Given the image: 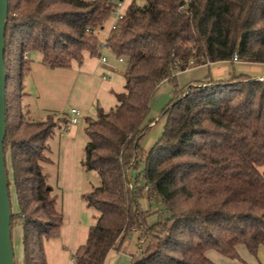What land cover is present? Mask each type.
Returning <instances> with one entry per match:
<instances>
[{
	"label": "trees",
	"instance_id": "trees-1",
	"mask_svg": "<svg viewBox=\"0 0 264 264\" xmlns=\"http://www.w3.org/2000/svg\"><path fill=\"white\" fill-rule=\"evenodd\" d=\"M112 11L110 0H9L5 154L22 264H48L45 243L61 236L60 196L44 165L50 140L70 126L66 116L28 117V57L39 52L47 67L67 69L84 52L100 56L98 32ZM108 42L124 59L125 91L115 108L85 120L81 167L99 183L82 194L93 224L74 264H107L134 235L131 264H216L211 250L239 260L240 245L257 255L264 247V80L240 75L187 90L177 74L235 57L264 64V0H133ZM166 81L174 93L162 114L165 130L145 151L151 102Z\"/></svg>",
	"mask_w": 264,
	"mask_h": 264
},
{
	"label": "crops",
	"instance_id": "crops-1",
	"mask_svg": "<svg viewBox=\"0 0 264 264\" xmlns=\"http://www.w3.org/2000/svg\"><path fill=\"white\" fill-rule=\"evenodd\" d=\"M123 1L125 3V10L133 2V0ZM114 21V18L111 17L103 30L98 32V38L99 40L101 39V42L107 40L113 34L110 29ZM103 55L106 58V62H102L100 56H92L89 52H84L82 63L73 61L70 68L51 69L43 63V55L41 53H31L28 57L31 70L24 82L27 95L23 102L28 117L33 121H45L48 116L52 115L59 117L66 116L69 121L71 117L70 111L75 108L80 112V123V121H85L89 117H95L99 109L110 111L115 108L117 105L116 95L125 91V66L112 51H105ZM229 63L243 62H220L189 69L177 74L178 84L180 88H189L199 83L221 81L213 78L211 67ZM224 70H226L224 67L217 68L214 70V74L219 76L223 74ZM256 79L264 80V76H258ZM165 84L171 83L166 81L161 87ZM79 123L69 126L67 135L62 134L61 131L63 129L59 132V159L61 161L63 157L64 160L69 161V168L67 169L69 173L62 176L58 170L56 182L52 183L53 171L49 168L46 170L44 165L49 184L57 190L62 191V200H58L57 207L62 211L64 216L60 238L52 239L45 243L48 264H74L72 254L86 243L93 224V211L82 200V194L92 190L95 185L90 186L88 189L82 183L79 160L80 150L84 146V141L81 138ZM57 133L55 136H57ZM55 136L50 140L51 153ZM64 146L65 149H68L65 150V153L62 152ZM143 203L146 207V201ZM22 237L23 232L21 228L16 264H22L23 262ZM127 245L126 248L129 247ZM112 252L115 251H111L110 253ZM214 252L210 253L208 251L207 257L213 262L221 261L220 256L223 257V255L217 254V252L215 254ZM259 254L264 260V247L260 248Z\"/></svg>",
	"mask_w": 264,
	"mask_h": 264
},
{
	"label": "rangeland",
	"instance_id": "rangeland-1",
	"mask_svg": "<svg viewBox=\"0 0 264 264\" xmlns=\"http://www.w3.org/2000/svg\"><path fill=\"white\" fill-rule=\"evenodd\" d=\"M223 67L226 68L223 74L216 76L214 74V70L217 68H223ZM121 68H123V66H121ZM211 71H212L213 78L216 80L230 79L234 76H240V75H248V76L256 78L258 76H264V64H250V63L220 64V65L212 66ZM199 86H202V85H199ZM173 89H174L173 85L165 84L163 87H161V89L157 92V94L152 99L151 111L148 117V122L154 121V124H153L151 131L147 134V136L141 142V146L143 149H145V151H150V149L159 141V139L162 137L164 133L166 120L162 117V114H163V111L167 108V106L173 100ZM188 89L189 88H187V90ZM85 126H86L85 121H80L79 128L81 130V138L84 141V146L80 150L81 152H80L79 168L82 172V183L85 186V188L89 189L90 186L92 185H95V186L98 185L99 179L96 174L87 173L81 167V161L84 157V147L87 141L86 134H85ZM59 132L57 133V136H55V139L52 143V153L49 155L51 162L45 165L46 170L49 168L51 171H53V176L51 178L52 183L56 182L58 170L60 171L62 176L63 174L65 176V174L69 173L67 170L69 168V161L66 159L64 160L63 157L61 161L59 159V154H60L59 153V148H60L59 147V144H60L59 143V138H60ZM61 132L63 135H67V131L63 130ZM65 146L62 150V152L64 153H65V150H68L67 148L65 149ZM50 164L52 165L50 166ZM58 194L60 196L59 199L62 200V195H63L62 191L58 190ZM12 205H13L14 213H18L19 211L18 202H17L16 193L14 190H12ZM152 207L154 210H156L159 207L157 200H154V202H152ZM20 229H21V223L16 225V228L13 232V246H14V252H15V260L17 259V255H18L17 253L19 251L18 244H19ZM137 237L138 236L134 235L133 237L129 239L130 243H128L127 245L129 247L126 248L125 246L124 251L122 252L115 251V252L110 253L107 259V264H131L132 256L138 255V238ZM213 252L214 251H210V253H213ZM238 252L240 255L239 260H232L225 256L222 257L219 255L221 257V261L219 262L214 261V262L218 264H264V260L259 254V252L257 255H253L247 250V248L244 245H240L238 247Z\"/></svg>",
	"mask_w": 264,
	"mask_h": 264
},
{
	"label": "water",
	"instance_id": "water-1",
	"mask_svg": "<svg viewBox=\"0 0 264 264\" xmlns=\"http://www.w3.org/2000/svg\"><path fill=\"white\" fill-rule=\"evenodd\" d=\"M9 0H0V264H16L12 236V205L6 166L7 72L5 31Z\"/></svg>",
	"mask_w": 264,
	"mask_h": 264
},
{
	"label": "built area",
	"instance_id": "built-area-1",
	"mask_svg": "<svg viewBox=\"0 0 264 264\" xmlns=\"http://www.w3.org/2000/svg\"><path fill=\"white\" fill-rule=\"evenodd\" d=\"M188 1H191V0H188ZM110 2L113 4V11H112V16L114 18V24H112L111 26V29L110 31L112 33H115L118 31V28H119V21L121 19H123V17L125 16V3L123 0H110ZM110 38V37H109ZM109 38L103 42H101V46H100V59L102 62H106V58L104 57V52L105 51H112L111 49V46L108 42ZM119 61L121 63L124 62V59L123 58H119ZM233 62H240L238 60L237 57L234 58ZM71 113V117H70V120H69V123L70 125H76L79 123V115H80V112L78 109H71L70 111Z\"/></svg>",
	"mask_w": 264,
	"mask_h": 264
}]
</instances>
